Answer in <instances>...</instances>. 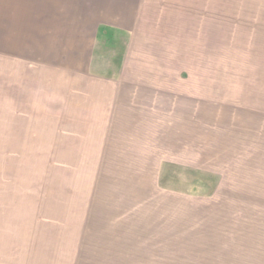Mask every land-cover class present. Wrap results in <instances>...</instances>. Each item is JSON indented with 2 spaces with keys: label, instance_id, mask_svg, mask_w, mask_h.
Here are the masks:
<instances>
[{
  "label": "rangeland",
  "instance_id": "1",
  "mask_svg": "<svg viewBox=\"0 0 264 264\" xmlns=\"http://www.w3.org/2000/svg\"><path fill=\"white\" fill-rule=\"evenodd\" d=\"M68 1L80 29L48 30L24 105H0V264H169L185 191L199 192L201 119L214 129L215 105L246 100L232 55L264 13L258 0H102L92 15ZM61 38L66 59L91 45V105L65 93L79 83L55 61Z\"/></svg>",
  "mask_w": 264,
  "mask_h": 264
},
{
  "label": "crops",
  "instance_id": "2",
  "mask_svg": "<svg viewBox=\"0 0 264 264\" xmlns=\"http://www.w3.org/2000/svg\"><path fill=\"white\" fill-rule=\"evenodd\" d=\"M44 1L16 6L0 0V105H24L31 89V61L42 63L49 55L48 30L71 36L80 29L79 19L75 27L66 23L68 14H79L74 2L51 0L57 6H45ZM99 2L91 0V15ZM256 6L260 16L264 0ZM57 45L62 49L56 63L72 62L71 77L80 85L65 93L72 94V105H91L90 66L84 65L91 56L84 54V46L91 45L82 44V52L76 48L78 55L70 59L63 57L67 42L61 38ZM247 46L246 56L239 50L232 55L231 68L233 86L246 85V100L215 105L214 129L204 115L201 119L199 192L185 191L182 256L170 246L169 264H264V27ZM40 86L39 92L46 93ZM83 95L87 104H80Z\"/></svg>",
  "mask_w": 264,
  "mask_h": 264
}]
</instances>
